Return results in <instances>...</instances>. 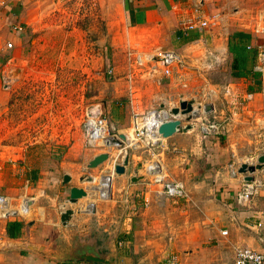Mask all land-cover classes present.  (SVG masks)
Wrapping results in <instances>:
<instances>
[{"label":"crops","instance_id":"crops-1","mask_svg":"<svg viewBox=\"0 0 264 264\" xmlns=\"http://www.w3.org/2000/svg\"><path fill=\"white\" fill-rule=\"evenodd\" d=\"M30 1L0 0V106L8 90L2 87L3 73L8 70H4V66L14 61L15 74L24 75L22 65L28 57H22L21 51L25 31L32 24L25 18ZM257 1L121 0V20L129 40L148 51L141 52L148 57L151 50L154 49L155 54L157 48H164L185 58L184 80L168 92L177 91L189 81L204 82L197 86L201 87L197 92L208 98L201 105L208 103L211 106L208 117L226 124L224 138L202 139L193 127L161 138L154 147L132 146L137 148L127 152L124 174H113L111 178L98 181L111 187L110 200H96L92 214L82 212L86 197L74 205H66L74 211L71 230L60 226L59 207L67 199L70 188L93 187V183H87L88 188L80 184L79 154L72 148H62L56 159L55 149L51 148L48 151L50 165L41 169L30 166V156L26 152L0 146V194L10 199L15 213L0 219V264H92L58 262L27 248L52 246L58 249L65 241L73 240L74 243L77 239L94 244L102 252L114 240L115 264H163L169 256H174L178 264H230L234 247L264 253V229L255 227L264 212V188L248 205L238 206L235 198L239 178L230 177L226 172L229 158L241 153L246 145H249L250 153L264 154V96L260 84L244 77L229 78L218 85L208 82L202 74L205 70L217 69L226 60L231 61L227 49L231 35L239 32L246 35L249 45L259 41L252 33ZM49 2L52 4L51 0ZM197 14L210 19L207 28L184 34L177 29L179 18H192ZM7 43L11 44L10 48L13 46L12 50H17L16 55L7 56L12 51L6 48ZM128 50L138 52L131 47L125 50L124 79L115 78L109 83L113 90L107 97L110 103L105 115L115 133L125 135L132 127L122 128L132 117L165 105L162 93L155 108L145 101L153 85H161V77H154L147 66L130 69L126 61ZM186 59L192 66L190 70ZM113 69L108 68L111 72ZM11 72L9 69L12 76ZM20 81V78L16 79V86ZM246 95L250 97L243 108L238 110L232 106L235 99L243 100ZM197 106L194 102L193 108L198 109ZM96 154L90 153L87 162ZM151 160L161 166L167 179L183 184L186 199L171 201L156 197L161 183L150 177L145 168ZM49 162L46 160L44 165ZM116 164L119 163L112 161L103 175ZM63 175L69 177L65 184L62 183ZM252 176L264 184V167ZM132 178L136 181L131 182ZM136 193L141 195L139 201L132 200ZM124 196L129 198L127 204L123 202ZM25 202L29 204L23 207ZM14 221L22 226L16 236L10 238L6 234V225ZM79 227L86 230V234L76 233ZM94 231H100L101 238L94 235ZM223 231L225 234L221 235ZM118 242H121L120 246H117Z\"/></svg>","mask_w":264,"mask_h":264},{"label":"rangeland","instance_id":"rangeland-1","mask_svg":"<svg viewBox=\"0 0 264 264\" xmlns=\"http://www.w3.org/2000/svg\"><path fill=\"white\" fill-rule=\"evenodd\" d=\"M255 3L253 12L264 6V0H258ZM94 7H96L95 12L91 10L93 7L85 5L80 9L84 10L82 17H78L71 9L64 11L57 9L49 0L30 1L25 11V18L32 24L25 31L22 44L24 49L21 51V56L28 57V61L22 65L23 76L15 74L14 61L4 66V70L11 69L13 72L11 74L15 75L8 90L5 91L4 102L0 106V146L14 147L18 152H26L30 156L28 158L30 166L41 169L50 165L49 149H55L54 158H56L62 148H72L73 152L79 154V162L81 161L80 178L84 176L95 178L93 187L99 179L110 177H102L103 172L110 168L112 161L120 163L125 151L129 152L137 148H131L132 146L154 147L161 141L160 137H150L151 141L147 139V132L143 127L147 121L144 122L141 119L145 113L132 117L130 123L122 128L125 130L132 127L126 135L133 136L135 140L127 145L128 148L126 150L110 148L107 151L108 162L105 161L92 169L87 168L88 155L105 153L106 149L104 151L94 146L84 145L82 123L85 112L90 107L99 106L102 117L106 120L108 134H115L117 137L114 127L109 124L105 116L110 103L107 97L113 90L109 83L115 78L124 79L125 50L131 47L139 53L148 52L129 40V33L121 20V0H94ZM89 10L91 11L88 12ZM246 45H249L248 41ZM12 49L13 46L9 50ZM153 50L150 53L152 57L157 53L154 54ZM158 50L159 48L156 49ZM245 51L249 55L253 52ZM17 53L15 49L7 56H14ZM144 55L142 54L143 64L138 69L147 66L149 72L154 73V77H159L158 65L144 61ZM188 66L190 70L192 66L189 62ZM111 67L114 68L113 71L107 74L108 68ZM230 67L231 61L226 60L217 69L205 70L201 73L208 82L210 80L219 85L232 78ZM18 78L21 81L16 86ZM183 80L182 78L181 81H177L173 77L161 78V85H153L145 101L147 100L155 108L158 106L160 93L163 94L162 103L165 107H178V100L182 98L185 101L194 100L198 104L205 99V101L208 100L207 96L202 97V93L197 92L201 89L197 86L203 85L204 82L198 84V81H189L177 91L168 92V89L174 90L177 86L175 84ZM135 123L137 127L134 126ZM216 137L224 138V135ZM249 148V145H246L241 153L229 158L226 169L232 159L238 161L256 157L255 154L250 153ZM46 160L49 163L44 165ZM152 163L154 160L146 163L145 168L152 169ZM80 184L85 188L89 187L86 182L83 185ZM94 235L101 238L102 233L94 231Z\"/></svg>","mask_w":264,"mask_h":264},{"label":"built area","instance_id":"built-area-1","mask_svg":"<svg viewBox=\"0 0 264 264\" xmlns=\"http://www.w3.org/2000/svg\"><path fill=\"white\" fill-rule=\"evenodd\" d=\"M51 2L55 7H57V9H60L62 11L71 9L74 12V15L78 17H82L84 10L80 9H82L85 5L93 7L91 10H94L95 8L94 0H51ZM91 10H89L88 12H90ZM210 23V19L197 14L192 18H179L177 20V29L184 34L190 31L205 29L209 26ZM13 30H17V28L13 27ZM252 33L255 36L259 37V41H256L252 45H246V50H252L254 53V61L251 65L250 71L251 73H254L258 76L260 81V91L264 96V7L258 9L255 13L254 22L252 25ZM5 46L6 48H10L11 44L7 43ZM143 60L146 62H153L158 65L161 78L173 77L177 81H181L183 72L184 70H186L185 58L181 54L172 50H158L156 55H154L153 57L144 56ZM126 61L131 67L130 69H132L133 67L138 68L143 64L142 54L139 52L128 50L126 52ZM3 74L2 87L4 89H8L12 76L9 75L8 70H6ZM107 74H111V71L108 70ZM126 79L129 81V76L126 77ZM249 97L250 95H246L243 100L235 99L232 106L240 110L245 106L244 104L246 100L249 99ZM198 105L199 106H197V108L199 110L195 111V109L192 108V111L188 114V122L185 121L186 116L173 117L172 115H170L169 111L173 107L165 106H162L159 109L148 111L141 119H143L144 122L147 121L150 117L151 112L153 111L157 112V118L160 116L162 117L159 122L160 124L165 121L174 119H178L182 126L192 124L193 127L197 129L198 135L202 139L224 135L226 132V124L208 117L209 113L211 112V106L208 103ZM84 116L85 118L82 123V138L84 145L86 147L94 146L95 148L94 144L96 143V147L104 151L106 149L105 153L107 154V151L112 148L109 145V142L111 139H115L116 135L108 134L106 120L102 117L100 107H90L85 112ZM102 140H104L105 142L99 143V141ZM256 157H249L238 161H234V159H232L227 165L226 170L228 175L233 178H239L240 185L235 198L236 204L238 206L245 207L246 205H248L252 198L264 188V184L261 181L254 179L252 175V179L250 181H245L244 177L247 174L244 175L237 173V168L239 167V165H254V159ZM151 166L152 169H146L147 174L155 181L161 183L160 191L156 194L157 198L171 201L186 199L187 195L184 186L180 181L167 179L162 173V168L158 163L154 162ZM113 174L114 173L112 169L108 174L102 175V177L110 176L111 178ZM84 191L86 192L87 200L82 206V212L86 214L94 213V202L96 200H110L112 198L111 187L103 188L99 186L98 182L92 189H84ZM133 196L134 198H132V200L139 201V199H141V195L139 193H136ZM123 202L127 204L129 202V198L127 196H124ZM142 206H146V203L143 200ZM12 213H14V210L12 208L10 199L0 194V219L12 217ZM255 227L257 229H264V212L261 213V219L255 223ZM224 234V231L221 232V235ZM120 245L121 242H118L117 246ZM163 264H178V262L176 261L174 256H169ZM230 264H264V253L256 252L249 248L234 247L233 258Z\"/></svg>","mask_w":264,"mask_h":264},{"label":"water","instance_id":"water-1","mask_svg":"<svg viewBox=\"0 0 264 264\" xmlns=\"http://www.w3.org/2000/svg\"><path fill=\"white\" fill-rule=\"evenodd\" d=\"M160 51H164L166 49H159ZM15 75V74H14ZM12 74V76L14 77ZM194 105V100H179L178 101V107L170 109L169 113L173 117L178 116H186L185 121L188 122L189 116L188 114L192 111ZM207 109V108H206ZM192 124L187 125H181L180 121L178 119L174 120H168L159 125L157 128L156 133L158 136L162 139H166L170 137L171 135L175 133H179L180 130H189L192 129ZM112 142V143H111ZM127 142L126 137L123 134H117V137L115 139H111L109 142V145L112 148H125V143ZM108 160V155L106 153H101L93 157L88 163L87 168L92 169L100 165L101 163ZM127 164V152L125 151V154L123 156L122 161L120 164H116L113 166V173L115 175H122L125 172V166ZM264 167V154L258 155L256 157V161L254 165L246 166L244 164L239 165L237 168L238 174H247L244 177L245 181H250L252 179L251 175ZM69 181V177L66 175L62 176V183L65 184ZM82 183H89L91 182L90 176H84L79 179ZM136 181V179L132 178L131 182ZM86 197V192L81 188L72 187L68 191V197L65 200V202L59 207V214H58V220L61 227L71 230L73 227L72 218L74 216V211L70 208H67L66 205H74L79 199H83ZM29 203L25 202L23 204V207L28 206ZM15 213H12V216H14ZM76 233L80 234H86V230H82V227H79V229L76 231ZM30 250H34L37 253L47 256L49 258L54 259L58 262L63 261H83L88 262L92 264H115L116 259V244L114 243V240H111L109 243V247L105 248V251H98L97 247L92 243H85L84 241H81L80 239H77L71 242L65 241L64 244L58 248L55 249L52 246H49L47 248L44 247H27Z\"/></svg>","mask_w":264,"mask_h":264},{"label":"trees","instance_id":"trees-1","mask_svg":"<svg viewBox=\"0 0 264 264\" xmlns=\"http://www.w3.org/2000/svg\"><path fill=\"white\" fill-rule=\"evenodd\" d=\"M248 37L242 33H236L229 37L227 43L228 53L231 55V77L232 78H251L256 84H260L256 74L251 73L250 68L254 61V53L249 55L246 50ZM257 78V79H256ZM22 224L19 222H9L6 225V234L14 238L20 230Z\"/></svg>","mask_w":264,"mask_h":264},{"label":"bare ground","instance_id":"bare-ground-1","mask_svg":"<svg viewBox=\"0 0 264 264\" xmlns=\"http://www.w3.org/2000/svg\"><path fill=\"white\" fill-rule=\"evenodd\" d=\"M197 110H199V109H196L195 108V111H197ZM90 113V112H89ZM156 114V115H155ZM152 115V116H151ZM157 112H151V114H150V117L148 118V120H147V122H146V124L143 126L145 129H146V137H147V139H150V137H159L158 136V134L156 133V131H157V128H158V126H159V122H160V120L162 119V117L160 116V117H158L157 118ZM150 119H151V122H150ZM138 125L136 124V127H137ZM149 133H150V135H149ZM154 133V134H153ZM153 134V135H152ZM125 137H126V140H127V142L125 143V145H128L131 141H133V140H135V138L133 137V136H128V135H125V134H123ZM104 137V136H103ZM155 138V139H156ZM154 139V140H155ZM108 141V140H107ZM155 141H157V140H155ZM103 142H105L104 140H102V141H99V143H103ZM112 143V142H111ZM95 148H97L96 147V143H95ZM115 148V147H114ZM108 158H109V156H108ZM105 179V178H104ZM101 180H103V179H101ZM94 182V178H91V182H89L88 184H92ZM99 186H101V187H103V188H108V186H107V184L106 183H101V182H99Z\"/></svg>","mask_w":264,"mask_h":264}]
</instances>
